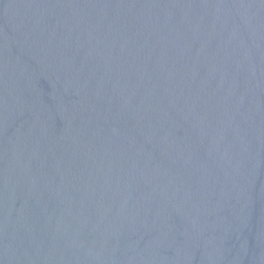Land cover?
Returning <instances> with one entry per match:
<instances>
[{"label": "water", "instance_id": "water-1", "mask_svg": "<svg viewBox=\"0 0 264 264\" xmlns=\"http://www.w3.org/2000/svg\"><path fill=\"white\" fill-rule=\"evenodd\" d=\"M0 264H264V0H0Z\"/></svg>", "mask_w": 264, "mask_h": 264}]
</instances>
